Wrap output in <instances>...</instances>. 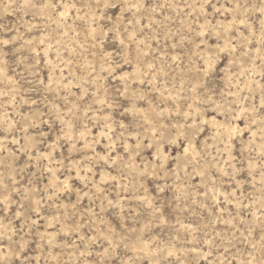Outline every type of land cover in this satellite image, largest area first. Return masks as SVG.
I'll use <instances>...</instances> for the list:
<instances>
[{
	"label": "rangeland",
	"instance_id": "374dc122",
	"mask_svg": "<svg viewBox=\"0 0 264 264\" xmlns=\"http://www.w3.org/2000/svg\"><path fill=\"white\" fill-rule=\"evenodd\" d=\"M55 2L0 0V264H264V0Z\"/></svg>",
	"mask_w": 264,
	"mask_h": 264
},
{
	"label": "snow or ice",
	"instance_id": "6c2138e0",
	"mask_svg": "<svg viewBox=\"0 0 264 264\" xmlns=\"http://www.w3.org/2000/svg\"><path fill=\"white\" fill-rule=\"evenodd\" d=\"M49 6H51L53 8H58L59 7V5L56 4L55 0H51V4ZM107 6L108 7H114L115 5L108 4ZM143 6H145V7L149 6V0H144V5ZM73 7H74V5H73ZM130 7H140V5H130ZM65 15H66V13H65ZM121 44H123V41H121ZM220 51L223 52L224 49L221 48ZM261 109L264 110V103L261 104ZM237 118H239V117H237ZM246 264H247V262H246Z\"/></svg>",
	"mask_w": 264,
	"mask_h": 264
}]
</instances>
